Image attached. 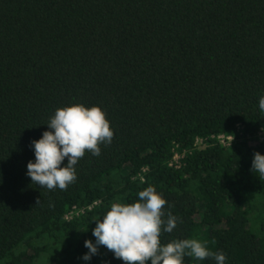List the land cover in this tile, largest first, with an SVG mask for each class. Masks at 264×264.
<instances>
[{
	"label": "trees",
	"instance_id": "trees-1",
	"mask_svg": "<svg viewBox=\"0 0 264 264\" xmlns=\"http://www.w3.org/2000/svg\"><path fill=\"white\" fill-rule=\"evenodd\" d=\"M262 95L264 0H0V264H123L104 246L83 261L84 240L149 185L182 221L161 242L264 264ZM74 103L99 106L112 141L65 189L39 187L30 141Z\"/></svg>",
	"mask_w": 264,
	"mask_h": 264
},
{
	"label": "clouds",
	"instance_id": "clouds-1",
	"mask_svg": "<svg viewBox=\"0 0 264 264\" xmlns=\"http://www.w3.org/2000/svg\"><path fill=\"white\" fill-rule=\"evenodd\" d=\"M258 106L264 111V95ZM39 139L31 140L34 159L26 164V175L32 183L48 190L65 189L76 180L75 165L88 151L100 155V144H110L114 135L105 112L97 105L86 107L74 103L57 108L46 123ZM66 161V162H65ZM250 171L264 179V154L254 151ZM167 201L154 186L137 193L132 202H113L91 229L94 240L85 239L88 250L81 259L90 261L99 246L110 250L123 264H185V256L196 260L211 258L215 264H227L222 251H211L206 242L197 239L173 238L161 242V233H171L182 222L170 211Z\"/></svg>",
	"mask_w": 264,
	"mask_h": 264
},
{
	"label": "built area",
	"instance_id": "built-area-1",
	"mask_svg": "<svg viewBox=\"0 0 264 264\" xmlns=\"http://www.w3.org/2000/svg\"><path fill=\"white\" fill-rule=\"evenodd\" d=\"M258 136H259V139H262L264 137V130L258 131ZM211 137H215L217 142L219 144L223 145V146L231 144V142L234 139V136L232 134H224V133H219V134H217L215 136L211 135ZM196 142L197 143H203V139L199 138V139L196 140ZM178 157H179L178 154H174L173 159L171 161V163H174L176 165V167L179 165L178 164ZM67 216L68 215H66V217Z\"/></svg>",
	"mask_w": 264,
	"mask_h": 264
}]
</instances>
